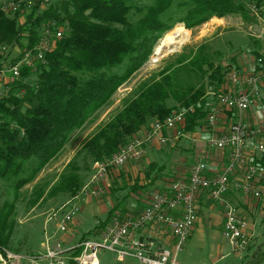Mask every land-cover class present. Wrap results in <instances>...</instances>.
Listing matches in <instances>:
<instances>
[{
    "label": "trees",
    "instance_id": "16d2710c",
    "mask_svg": "<svg viewBox=\"0 0 264 264\" xmlns=\"http://www.w3.org/2000/svg\"><path fill=\"white\" fill-rule=\"evenodd\" d=\"M39 1L28 12L0 14V43L8 46H23L25 42L32 46L49 21L66 27L63 38L47 53V64L36 72L22 67L20 79L0 96V182L12 191V198L0 204V250H14L12 235L22 188L32 183L67 145L78 146L75 156L55 178H42L34 184L27 207L41 199L73 197L95 162L110 156L155 120L192 108L185 114L184 132H194L209 110L207 85L210 92L218 93L231 71L229 64H216L195 52L187 65L182 56L173 66L139 84L91 136L83 138L80 134L84 125L110 104L118 88L148 61L159 40L176 24L192 29L212 17L237 15L247 19L249 2H264ZM202 49L200 45L198 50ZM256 55L255 70L260 56ZM17 60L12 58L9 65ZM182 65L191 66L199 81L197 86L181 83L178 71ZM80 156L84 166L78 160ZM119 208L116 205L110 210L106 224L115 212H121ZM263 263L264 253L257 247L242 264Z\"/></svg>",
    "mask_w": 264,
    "mask_h": 264
},
{
    "label": "built area",
    "instance_id": "2783aa9c",
    "mask_svg": "<svg viewBox=\"0 0 264 264\" xmlns=\"http://www.w3.org/2000/svg\"><path fill=\"white\" fill-rule=\"evenodd\" d=\"M32 4L27 0H0V14L13 16L22 10L28 12ZM248 9L256 17L261 32H264V2L261 5L249 2ZM65 29L63 25L49 21L42 26L32 46L25 42L19 49L15 43L9 46L0 43V84L3 88L0 96L10 84L20 79L22 67L36 72L47 64V53L63 38ZM260 34L253 35L259 37ZM14 52L16 56L12 55ZM12 58L18 60L9 65ZM256 63L258 69L251 73L229 71L226 76L231 88H222V91L213 93L216 105L209 107L205 118V125L214 129L225 112L231 114L227 131L214 133L207 140L210 147L229 151L228 162L222 172L208 175L205 161L198 160L192 166L187 180L175 179L167 191L153 192L147 206L137 213L115 212L102 230L72 244L61 239L60 235L68 232L80 212L79 201L87 196L100 197L104 194L100 183L111 168L142 159L154 140L160 144H174L185 134V114L192 108L173 112L163 120L153 121L110 156L94 163L92 173L80 190L47 215L42 252L26 255L1 249L0 264H99L97 256L102 250L112 252L119 260L132 257L141 264H178L177 253L188 239L197 219V196L201 192H207L222 208L224 238L235 251H245L250 242L249 224L228 194L235 191L249 194L254 199H260L262 195L258 181L264 178V172L257 161L264 160V126L253 129L243 117L260 94V85L264 80V54L257 58ZM164 130L171 133L164 135ZM251 140H255V144L249 150ZM175 210L180 211L179 216L171 214ZM58 214L60 216L57 219ZM52 222L55 231L49 232L46 226ZM159 224L168 228L173 239L171 248L141 235V231L149 225Z\"/></svg>",
    "mask_w": 264,
    "mask_h": 264
},
{
    "label": "rangeland",
    "instance_id": "374dc122",
    "mask_svg": "<svg viewBox=\"0 0 264 264\" xmlns=\"http://www.w3.org/2000/svg\"><path fill=\"white\" fill-rule=\"evenodd\" d=\"M27 1H31L33 3L32 5L40 3L39 0ZM222 20L223 21L216 20L212 17L208 21L192 29H186L182 24H176L175 28L168 32L173 35L172 43L164 42V37L168 34L166 33L159 40L160 43L158 42L148 61L136 73H134L126 83L118 88L113 95L110 104L98 111L84 125V127L80 130L81 136L83 138L91 136L101 124H103L117 109L122 106L123 102L127 98L133 95L134 90H136L139 84L156 76L162 69L173 66L178 59L182 58V56H185L183 60L185 59L186 65L189 63L192 54L195 52L197 55L202 54V56H207L209 60L214 61L216 64L221 61L224 64H229L231 70L234 69L242 72L243 68H238V66L242 65L244 62L251 63L252 59H256V54L259 55L258 51L243 53L252 47L251 41H254L252 36H254L253 34H257L254 27L249 29V26L246 25L253 20L256 22L255 20L257 19L248 12L247 19L241 16L238 17L237 15H231L230 17ZM178 27H181L182 31L179 33L175 32V34H173V31H175ZM187 30L188 33L186 32ZM200 45L203 46L202 50H198ZM19 49H22V46H19ZM12 55L16 56L17 53L14 52ZM241 61L244 62L242 63ZM190 67L191 66L184 67L182 65L178 71V76L180 77L183 85L193 84L197 86V82H199L198 78ZM243 67L246 66L244 65ZM250 71L251 69L246 72ZM205 81H207V79H205ZM210 90V87L207 85L205 94L206 98H212L214 92H210ZM1 92L2 85L0 84V93ZM77 149L78 146L72 148L70 145H67L37 175L36 179H34L32 183L22 188L21 198L17 202L15 214L16 224L12 235L14 244V250L12 251L14 253L30 255L42 252L41 243L43 240L44 224L47 219V215L57 210L62 203L67 201L68 198L57 196L46 200L41 199L32 207H27L26 202L31 197L34 184L42 178H55L63 167L71 159H73ZM78 160L81 166H84L81 162L82 156H80ZM86 164H90V162L87 161ZM91 168L93 169V165ZM104 196L105 194L103 197ZM11 198L12 191L0 182V204L5 199ZM256 202L257 204L260 203L259 201ZM89 210L90 209L88 207H85V209L79 214L83 221L77 225L80 233L76 235L74 242H77L81 234L86 233L96 224V218L91 214V212H89ZM258 213L260 216L254 217L251 222L253 221L255 226L254 229L257 237L256 242L259 244V248L263 252L264 218L262 216H264V211H258ZM254 214H257V212ZM59 216L60 215L58 214L56 218L58 219ZM99 217H103V215L100 214ZM46 227L49 232L55 231L54 222L48 223ZM203 229L204 231L202 234L194 233L192 238L189 240L187 239L184 242L182 248L178 251L176 256V261H178L179 264H241L242 258L245 255H248L246 251L248 250L251 242H249L246 251L238 254L233 253L230 244L224 239L214 220L206 223ZM90 235L91 234H89V236ZM254 251L255 250L252 249L249 254L252 255ZM97 257L101 264H117L115 262L116 258L114 254L110 251L102 250L98 252Z\"/></svg>",
    "mask_w": 264,
    "mask_h": 264
},
{
    "label": "crops",
    "instance_id": "0c3cea01",
    "mask_svg": "<svg viewBox=\"0 0 264 264\" xmlns=\"http://www.w3.org/2000/svg\"><path fill=\"white\" fill-rule=\"evenodd\" d=\"M228 17L230 16L222 18L213 17V19L223 21L222 19ZM246 26H249V29L254 27L257 34H259V32L261 34L259 37L252 36L254 39V41L250 40L252 47L243 53L258 51L259 55H263L264 32H261V26L258 22H254V20L252 22L250 21ZM241 62L243 63L244 61ZM242 65H245L246 67H243ZM242 65L238 66V68H243L242 72L238 71L242 74L251 73L256 67L255 60L253 59L251 60V63L244 62ZM249 69H251V71L246 72ZM222 88H227L228 90L231 88V86L228 85L227 76L225 77V83L222 85ZM207 99L208 108L212 105H216V99L213 98V96L212 98ZM243 117L253 129L264 126V80L260 85L259 96L251 103V106L243 114ZM230 118L231 114L225 112L214 129L208 128L205 125V120H203L194 132H185V134L178 138L174 144H160L157 140H154L150 146H148L146 154L142 159L128 162L120 167L111 168L100 183L104 188L105 196L103 197L104 194L100 197L87 196L80 200V212L75 216L68 232L60 235L61 239L68 244L74 243V238L80 233L77 225L83 221L79 214L85 209V207H88L90 209L89 212H91L96 218V224L86 233L81 234L77 241L81 240L83 237H88L89 234L93 235L98 229L100 230V227H103L108 221V214L114 206L119 205V211H121V213H137L147 206L153 192L167 191L170 183L175 179L187 180L192 166L198 160L205 161L207 166L206 173L208 175L222 172L228 162L229 151L216 150L207 144V140L214 133L221 134L226 132ZM144 129L145 128L142 130ZM170 133L171 131H163L164 135H169ZM254 144L255 140H251L249 143V150L252 149ZM257 162L261 170L264 172V160H259ZM258 184L261 187L262 192L260 199H254L249 194L235 191H230L228 194L229 199L239 207L241 214L249 224L248 234L251 244L248 247V250H245L248 255H245L242 258L241 264L245 257L250 256L249 253L252 249L255 250L259 247V244L256 242L257 237L254 229L255 226L251 220L256 216H260L258 215V211H264V178H260ZM256 201H259L260 203L257 204ZM256 212L257 214H254ZM100 214H102L103 217H99ZM171 214L173 216H179L180 211L175 210L171 212ZM262 217L264 218V216ZM211 220L215 221L223 235L224 216L222 208L210 198L207 192H201L197 196V219L190 231L188 240L192 238L194 233L202 234L204 226ZM141 235L148 239L155 240L162 246L168 248L172 247V236L170 235L168 228L162 224L149 225L145 230L141 231ZM231 248L233 253H241L235 251L232 246ZM115 258L117 264H141L137 259L132 257H127L122 260H119L116 256ZM23 264L28 263L24 262ZM99 264L101 263L99 262Z\"/></svg>",
    "mask_w": 264,
    "mask_h": 264
},
{
    "label": "bare ground",
    "instance_id": "6f19581e",
    "mask_svg": "<svg viewBox=\"0 0 264 264\" xmlns=\"http://www.w3.org/2000/svg\"><path fill=\"white\" fill-rule=\"evenodd\" d=\"M175 28V27H174ZM182 31V28L181 27H178L175 31H173L174 33L173 34H175V32L176 33H179V32H181ZM184 31V30H183ZM187 33H188V30L186 31ZM185 33V32H184ZM181 35V34H180ZM178 37V36H177ZM180 37V36H179ZM165 39H164V42L166 43V42H171L172 43V39H173V35H171V34H167L165 37H164ZM160 43V42H159ZM164 45V44H163ZM164 51V50H163ZM156 53H157V51H156Z\"/></svg>",
    "mask_w": 264,
    "mask_h": 264
}]
</instances>
